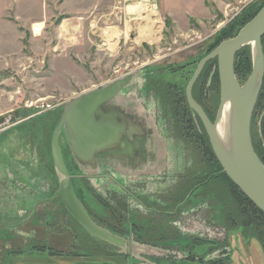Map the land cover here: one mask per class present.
<instances>
[{"label": "rangeland", "instance_id": "374dc122", "mask_svg": "<svg viewBox=\"0 0 264 264\" xmlns=\"http://www.w3.org/2000/svg\"><path fill=\"white\" fill-rule=\"evenodd\" d=\"M262 1L58 0L49 2L43 9L35 10L39 15L36 19L39 23L36 25L40 26L38 35L33 32L34 25L25 24L21 19L16 20L13 14L3 18L0 21V257L13 244L20 248L23 241L30 243L21 250H12L8 255L37 250L39 246L31 244V240L46 243L45 246L50 247V250L45 251L51 256L60 247L62 249L63 245L67 250L71 244V228L65 227L63 223H57L55 229L49 227L48 224L55 220L52 212L44 206L51 203L47 200L58 188L50 139L65 104L89 90L105 86L128 74H135L131 85L109 105L110 108L123 111L125 116L132 115L133 110L128 103L135 98L131 100L129 94L142 99L139 91L144 80L149 82L162 79L174 84L176 89L169 90L172 94L179 91L182 98L181 103L171 107L180 108V111L185 108L191 112L185 97V87L196 65L212 51L214 45L217 47L221 43L219 40L222 32H229L243 11ZM236 25L233 30L237 29ZM145 33L147 35L144 39ZM249 54V62L242 56L235 61V77L240 85L245 83L251 72V51ZM206 65L193 86L192 95L213 122L219 106V80L216 87L213 76L217 68L214 64ZM259 95L260 91L257 100ZM261 98L263 102L264 97ZM134 101L139 109V99ZM260 111L257 110L256 121ZM140 118L143 123L141 130L143 133L146 130L147 136L139 146L146 151L139 158L143 160L141 163H133L135 167L128 164V156L133 157L131 147L123 144L121 157L111 162L98 157L99 167L102 168L95 175L86 177L71 156L64 132L59 135V146L75 195L92 216L94 213L105 217L107 213L88 187L95 186L101 192L102 186L115 189L113 186L116 185L122 189L125 181L132 178L156 174L174 177L185 165L188 168L192 166L189 141L188 147H182L174 138L177 133L168 120V124L159 123L154 127L153 121L145 118L142 111ZM175 120L182 121L176 126H183L187 135L192 131L190 127L203 131L207 139L205 146L209 147L208 150L214 156L203 128L199 125L190 126L183 118L173 116L172 121ZM159 126L163 129L161 134L165 132L161 137L156 129ZM209 158L216 160L210 154ZM108 178L113 184L108 185ZM116 179L123 182L120 184ZM202 189H197L195 195L202 192ZM167 190V184L148 183L145 190L133 191L153 201L157 197L155 193L168 196ZM193 198H190L192 206L197 205L198 210L206 207ZM208 209V223L216 229L215 222L219 219L217 211L216 216H213L211 207ZM190 214L192 212H183V217L180 215L176 226L181 232L195 237L202 235L208 239H220L217 231L212 229L199 231V226ZM56 227L61 232H57ZM127 229L130 230V227L127 226ZM235 235L250 257V263L264 264L263 253L251 250V243L254 245L257 241L252 239L246 246L240 238V229L228 235L229 248L209 253L204 261L216 262L237 253L232 243ZM125 239L129 244H134L130 237ZM81 246V251L89 248ZM257 246L261 250L258 242ZM158 250L160 257L166 255L184 259L188 256L186 250L178 247L172 251ZM105 252L99 247L97 250L93 247V256H105ZM220 262L226 263L224 260Z\"/></svg>", "mask_w": 264, "mask_h": 264}, {"label": "water", "instance_id": "95a60500", "mask_svg": "<svg viewBox=\"0 0 264 264\" xmlns=\"http://www.w3.org/2000/svg\"><path fill=\"white\" fill-rule=\"evenodd\" d=\"M263 36L264 6L234 37L221 42L198 62L185 87V97L189 109L199 119L211 150L225 175L264 214V166L252 148L250 136L252 113L264 75L261 44ZM248 46L251 51V72L245 83L240 85L234 74V59L238 51ZM212 60L217 62L219 80V106L213 122L208 119L192 97L195 82L204 66ZM134 77L135 74H128L115 79L65 104L50 139V151L58 188L47 202L59 199L66 213L88 236L124 254H127L130 245L132 248L140 246L136 243L129 244L125 238L100 227L89 217L75 195L59 146V135L62 131L64 132L71 156L86 177L95 175L102 168L99 167L98 157L108 162L121 157L122 145L133 143L131 140L133 136L130 135L142 131V124L137 122L136 129H133L134 126L131 127L129 123V121L132 123V117L125 116L123 111L110 108L109 105L120 98L121 93L131 85ZM226 104L230 112L228 142L223 145L216 129ZM108 154L112 157H108ZM116 180L120 184L123 182L120 179ZM108 183V185L113 184L109 178ZM113 187L118 191L121 190L116 185ZM143 261L153 264L145 259Z\"/></svg>", "mask_w": 264, "mask_h": 264}, {"label": "trees", "instance_id": "16d2710c", "mask_svg": "<svg viewBox=\"0 0 264 264\" xmlns=\"http://www.w3.org/2000/svg\"><path fill=\"white\" fill-rule=\"evenodd\" d=\"M263 6L264 0L259 4L251 5L248 9L243 11L233 22L229 32H222V38L219 42L234 37L239 29L249 22ZM234 25H236V30H233ZM261 44L264 55V36L261 39ZM215 47L216 45L212 47V50ZM249 53V47H244L236 53L234 59V74L237 66L235 62L236 59L242 56L247 62H249ZM211 64H214L215 68H217L216 60L207 63L206 67ZM217 76L218 74L216 70L213 76V80L216 81V87H218ZM170 88L176 89V86L164 82L162 79H153L147 82L146 85V90L153 91L161 105L164 107V116L167 117L168 123L171 124V128L177 133L174 138L181 141L184 147L189 146L187 140L189 141L190 147L188 148L190 152L189 156L192 159V166L187 168L186 172L178 178L177 184L172 190H169L168 196L163 195L162 197H156L153 201H148L146 196L133 194V197L131 196L132 199L136 201L145 212H140L135 207L130 209V205L127 201L128 198L124 195V191L104 188L105 186L101 187L103 188V192L95 186L88 187V189L92 190L93 197L98 200L107 215L104 217L97 216L93 213L92 216L90 211L84 206L85 210L93 222L115 235L125 238L130 237L136 244L161 249L162 251H172L175 247H178L186 250L188 255L187 258L184 259H176L173 258V256L166 255L161 257H150L149 261L153 264H222V262H220L221 260H224V262L226 261L224 264H229V256H226L224 259L220 258L218 259L219 261L216 262H213L212 260L209 262L204 261V258L209 253L229 248L227 240L228 235L239 229L242 242L247 246L252 239L256 240L259 243L264 256V214L258 210L228 179L218 162L215 159L212 161L211 158H209V154L212 157L214 156L208 150L209 147L206 148L207 146H205V140L207 139L205 138V134L202 133L203 131L200 132L197 131V129L190 127L192 131L187 135L183 126L177 128L176 124H179L182 121H172L173 116L183 118V120L190 126L199 125L200 128L203 127L199 119L192 112H189L188 109L186 110L185 108H182L180 111V108H176L177 111L174 107H171L179 102L181 103L182 98L179 91H176V94H172L171 90H169ZM216 89L218 90V88ZM262 96L264 97V77L260 88L259 98L253 109L250 133L252 148L264 166V124L261 129L262 137L256 130V116H258L257 110H264V100L263 102L261 101ZM201 108L203 109V107ZM204 113L206 114L205 111ZM208 119L212 121L209 117ZM188 129L189 128H187V130ZM81 180H83V178H81ZM218 183L220 185H218ZM131 186L135 187L134 185ZM136 186L138 187L139 185ZM200 187L203 188L202 192L195 195V191L200 189ZM52 194L54 193L52 192ZM191 196L194 197L193 199L197 201V203H202V201L207 203L208 206L211 207L210 210L213 216H216L217 211L219 219L216 221V224L224 231V239L222 241L183 236L179 232L176 223H178L180 215L185 210L192 208L190 203ZM80 202L82 203V201ZM46 206L45 209L52 212V218L55 220L51 224H48L49 227L55 229L54 226L57 223H63L65 227L71 228L72 241L68 248L69 255L93 256V247L96 250L97 247L106 251H111L112 249L116 250L115 248L88 236L86 232L66 213L59 200L48 203ZM193 207L195 208L196 206L193 205ZM127 226L130 227V230L127 229ZM76 228L78 230H76ZM56 229L57 232H61V229H58L57 227ZM181 242H184V245H181ZM31 244L39 246V250H50V247L48 248L45 246L46 243L33 242ZM81 245L88 246L89 248H85V250L81 251ZM33 248H36V246H33ZM199 248L201 251L204 249L202 254L197 252V249ZM60 254L61 253L57 252L54 255Z\"/></svg>", "mask_w": 264, "mask_h": 264}, {"label": "crops", "instance_id": "0c3cea01", "mask_svg": "<svg viewBox=\"0 0 264 264\" xmlns=\"http://www.w3.org/2000/svg\"><path fill=\"white\" fill-rule=\"evenodd\" d=\"M57 1L58 0H0V21L3 20V18H5L6 16L13 14L16 20L21 19L25 24H30V25L39 24L37 23L38 21H36L39 15L36 14L35 10L45 8V6L49 4V2H57ZM132 115H130L132 117V123L131 121H129V123L131 124L130 125L131 127L134 126L133 129H136L135 127H137L138 125L137 122L141 124L140 117H138L139 115L138 114L136 115L135 113H132ZM135 116H137V118ZM130 136L131 137L133 136V138L131 139L133 141V143H131L132 147L135 144L137 145L140 139L144 138L143 131L140 132L138 131V133L136 134L132 133ZM136 149H137L136 151L137 154H139V156L142 157L143 150L139 149L138 147ZM110 156L111 155L108 154V157ZM128 160L129 162L130 160H132V163L131 164L129 163V165L133 167H135L133 163L135 162L141 163V161H143L139 159V157L138 159L129 158ZM16 233L20 235L22 234L20 232H16ZM31 241L35 242L34 240ZM29 243L30 241L28 242L23 241V244L20 246V248H18L17 245L15 246V244L11 243L13 244V246L8 247L7 252H3L4 254L1 256L2 258L0 257V262L5 264H148L145 261H143V259L149 261L150 257H159L158 254H160V251L155 248H151L147 246H140V247L136 246V248H132V246L130 245L127 249V254L120 253L117 252V250L112 249L111 251H106L105 256L103 255L102 256L101 255L72 256L68 254L69 253L68 249L66 250V248L63 245L62 249H60L61 247L58 249L59 250L58 252L61 253L60 255L51 256L47 251L39 250V249L24 250L18 253H13L10 256L8 255L11 250H15V249L21 250L25 245ZM232 243L235 249L237 250V253L234 252V255L229 256V264H251L249 259L250 257H248L247 254L245 253L241 245L242 243L239 237H237V235L233 236ZM5 248H7V246ZM251 250L254 253L256 251L257 252L260 251V253H262L261 250L258 249L257 242L254 245L251 243ZM200 251H201L200 248L197 249V252L199 254L202 253V251L201 252ZM238 253L241 254L242 257ZM188 264H195V263H188Z\"/></svg>", "mask_w": 264, "mask_h": 264}, {"label": "flooded vegetation", "instance_id": "af4514ba", "mask_svg": "<svg viewBox=\"0 0 264 264\" xmlns=\"http://www.w3.org/2000/svg\"><path fill=\"white\" fill-rule=\"evenodd\" d=\"M144 85V86H143ZM146 85H147V82L146 80H144V84H142L140 91H139V95L142 96V99H140L138 96L137 97H134L133 94H129V97L130 99H136V101L139 99V105H138V108L137 109V105L135 104V99L132 100L131 102L128 103V106H130L132 108V110L138 114L140 117L141 115V111L144 113V116L145 118L147 119H151L153 121V125L154 127H156L157 125H159V123H163V125L165 124V122L167 123V117L164 116V107L161 105L159 99L157 98V96L155 95V93L153 91H147L146 90ZM138 92V91H137ZM149 100V102H148ZM255 107V106H254ZM127 109V108H126ZM125 109V110H126ZM139 110H141L139 112ZM158 110V114L156 113V111ZM127 113H130V112H127ZM133 113V112H132ZM252 116H253V113H252ZM150 120V121H151ZM140 121L141 118H140ZM143 124V123H141ZM168 124V123H167ZM251 124H252V118H251V123H250V133H251ZM264 124V110L260 111V114H259V117H258V120L256 121V130L258 132V134L262 137V132H261V129H262V126ZM157 131L159 132V135L160 137L165 133L163 132V134H161V132L163 131V129H161V127L159 126V128L157 127L156 128ZM166 130V128H164ZM50 131V130H49ZM53 132V130H52ZM146 136H147V131L145 130V133H144V138L140 139L139 142L137 143V145H133L132 147V144L130 143H125L126 146H129L131 147V150L133 152V158L134 159H138L141 158L139 156V154H137V147L139 149H144V148H140L141 146H139V144H142L143 140L146 139ZM251 136V135H250ZM172 138V137H171ZM174 139V138H172ZM182 147H183V144L181 143V141H178ZM264 146V145H263ZM122 148V147H121ZM124 149V148H123ZM122 149V150H123ZM145 150V149H144ZM143 150V151H144ZM127 156V155H126ZM133 159L132 157L128 156L127 159ZM131 164L132 163V160H128V164ZM188 163V162H187ZM183 166V165H182ZM188 166H184L181 169H179L180 171H177L176 174L174 175V177L172 176H168L169 178H167L165 175L164 177L161 176L160 174H156L155 176H151V175H147V176H142L141 178H137V179H129V180H126L124 185L122 186V189L121 191H124V195L127 196L128 198V204L130 205V209H133L134 207L138 209V211L140 212H145L143 211V209L137 204L136 201H134L132 199L133 197V194L134 195H137L133 190H145L146 189V185L148 183H157L158 185H164V184H167L168 185V192L167 194L169 193V190H172V188L177 184L178 182V178L186 172ZM169 169V168H168ZM179 172V173H178ZM133 177V176H132ZM168 179V181H166L165 179ZM134 181V183H133ZM118 185V184H117ZM131 185H134L135 187L131 186ZM136 185H139L138 187ZM167 187V186H166ZM104 188H108V187H104ZM134 188V189H133ZM157 197H162L163 195H166L165 193H155ZM154 194V195H155ZM141 195V194H140ZM132 196V197H131ZM155 197V196H154ZM41 203V202H40ZM203 204H205V208H201V209H197L196 207L194 208L195 210H193V206L192 208H189L187 210H185L184 212H192V214H190L191 216H193V219L195 220V222L197 223V225L199 226V231L200 230H209V229H212L213 231H217V237H220V239H214V241H222L224 239V231L221 227H219L216 222H215V226H216V229H213L214 226L211 225L210 223H208V220L209 219V209H208V204L205 203V202H202ZM41 204H44L43 202ZM48 203L44 204V206H46ZM202 204V205H203ZM138 206V207H137ZM194 206H197V205H194ZM196 211V212H195ZM207 213V214H206ZM182 216V215H181ZM189 216V215H188ZM183 217V216H182ZM212 226V227H211ZM16 227V226H15ZM177 227V226H176ZM178 228V227H177ZM179 232L183 235V236H188V237H195V235H187L183 232H181L180 229H178ZM197 237V236H196ZM199 238H204L202 235L199 236ZM204 239H208V238H204ZM208 240H213V239H208ZM176 258V257H175ZM177 259V258H176Z\"/></svg>", "mask_w": 264, "mask_h": 264}, {"label": "bare ground", "instance_id": "6f19581e", "mask_svg": "<svg viewBox=\"0 0 264 264\" xmlns=\"http://www.w3.org/2000/svg\"><path fill=\"white\" fill-rule=\"evenodd\" d=\"M40 26L39 25H34L32 26V29H33V32L35 35H38L39 34V28ZM146 33L145 35L143 36V38L145 39L146 37ZM147 39V38H146ZM229 106L228 104L225 105L224 107V110H223V113H222V116H221V120L217 126V135H218V138L219 140L221 141V143L223 145L227 144L228 142V121H229Z\"/></svg>", "mask_w": 264, "mask_h": 264}, {"label": "built area", "instance_id": "2783aa9c", "mask_svg": "<svg viewBox=\"0 0 264 264\" xmlns=\"http://www.w3.org/2000/svg\"><path fill=\"white\" fill-rule=\"evenodd\" d=\"M248 1V0H247Z\"/></svg>", "mask_w": 264, "mask_h": 264}]
</instances>
